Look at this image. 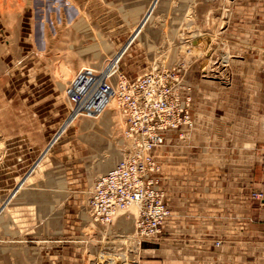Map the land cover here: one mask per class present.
Returning <instances> with one entry per match:
<instances>
[{
  "label": "rangeland",
  "instance_id": "1",
  "mask_svg": "<svg viewBox=\"0 0 264 264\" xmlns=\"http://www.w3.org/2000/svg\"><path fill=\"white\" fill-rule=\"evenodd\" d=\"M84 68L127 89L167 70L191 97L192 124L155 153L168 204L170 146L204 138L211 154L237 156L264 144V0H0V264H105L102 251L127 252L114 264L153 262V239L139 243L131 214L91 215L96 180L132 140L117 97L100 115L71 114L67 87ZM257 170L264 187V161Z\"/></svg>",
  "mask_w": 264,
  "mask_h": 264
},
{
  "label": "crops",
  "instance_id": "2",
  "mask_svg": "<svg viewBox=\"0 0 264 264\" xmlns=\"http://www.w3.org/2000/svg\"><path fill=\"white\" fill-rule=\"evenodd\" d=\"M192 145L199 147L194 149ZM257 145L258 142H248L237 156L231 152L235 147L230 150L218 147L217 155L211 154L213 145L204 138L196 144L170 146L168 205L171 216L162 235L153 240L156 254L152 264L258 263L257 248L264 239V200L259 201L254 193L264 192V187L259 186L262 178L257 170L264 161V144ZM31 175L25 184L32 179ZM129 223L131 229L133 223ZM119 236L121 241H132L131 235ZM242 246L251 249L254 260L241 261ZM194 247L200 248L193 252ZM162 251L167 256L162 257ZM126 254L102 251L100 257L106 260L105 264H114L118 255ZM235 256L238 257L235 259Z\"/></svg>",
  "mask_w": 264,
  "mask_h": 264
},
{
  "label": "built area",
  "instance_id": "3",
  "mask_svg": "<svg viewBox=\"0 0 264 264\" xmlns=\"http://www.w3.org/2000/svg\"><path fill=\"white\" fill-rule=\"evenodd\" d=\"M126 81H120L117 88L110 74L84 68L71 80L66 93L75 117L100 115L117 97L132 151L96 180L91 215L95 221L110 224L131 214L135 238L141 243L158 240L171 216L159 183L162 165L155 153L165 144L169 131L192 124L191 97L182 95L177 77L170 78L167 70L144 73L130 89ZM256 196L264 200V192Z\"/></svg>",
  "mask_w": 264,
  "mask_h": 264
},
{
  "label": "bare ground",
  "instance_id": "4",
  "mask_svg": "<svg viewBox=\"0 0 264 264\" xmlns=\"http://www.w3.org/2000/svg\"><path fill=\"white\" fill-rule=\"evenodd\" d=\"M198 40H199V39H198ZM200 42H201V41H199V43H200ZM199 43H198V44H199ZM202 43H203V42H202ZM196 45H197V44H196ZM103 73H104V72H103ZM136 79H137V78H136ZM121 81H123V80H121ZM124 81H125V80H124ZM119 82H120V81H119ZM114 98H115V97H113L111 103L114 101ZM111 103H110V105H111ZM120 110H121V109H120ZM121 114H122V113H121ZM20 187H21V185H20ZM18 189H19V188H18Z\"/></svg>",
  "mask_w": 264,
  "mask_h": 264
},
{
  "label": "water",
  "instance_id": "5",
  "mask_svg": "<svg viewBox=\"0 0 264 264\" xmlns=\"http://www.w3.org/2000/svg\"><path fill=\"white\" fill-rule=\"evenodd\" d=\"M195 42H197V41H195ZM38 161H39V160H38ZM36 163H37V162H36ZM29 172H30V171H29ZM19 185H20V184H18L17 187L15 188V192L17 191L18 188H20ZM15 192H14V193H15Z\"/></svg>",
  "mask_w": 264,
  "mask_h": 264
}]
</instances>
